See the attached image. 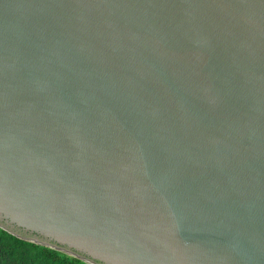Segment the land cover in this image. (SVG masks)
Returning a JSON list of instances; mask_svg holds the SVG:
<instances>
[{
	"label": "water",
	"instance_id": "95a60500",
	"mask_svg": "<svg viewBox=\"0 0 264 264\" xmlns=\"http://www.w3.org/2000/svg\"><path fill=\"white\" fill-rule=\"evenodd\" d=\"M0 228L264 264V0H0Z\"/></svg>",
	"mask_w": 264,
	"mask_h": 264
},
{
	"label": "trees",
	"instance_id": "16d2710c",
	"mask_svg": "<svg viewBox=\"0 0 264 264\" xmlns=\"http://www.w3.org/2000/svg\"><path fill=\"white\" fill-rule=\"evenodd\" d=\"M0 264H88L45 246L21 240L0 228Z\"/></svg>",
	"mask_w": 264,
	"mask_h": 264
}]
</instances>
